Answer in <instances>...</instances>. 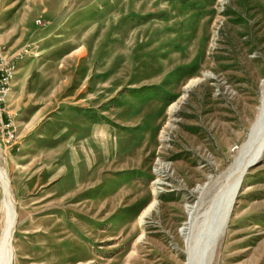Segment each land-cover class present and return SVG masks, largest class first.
<instances>
[{
	"label": "rangeland",
	"instance_id": "374dc122",
	"mask_svg": "<svg viewBox=\"0 0 264 264\" xmlns=\"http://www.w3.org/2000/svg\"><path fill=\"white\" fill-rule=\"evenodd\" d=\"M263 80L264 0H0L12 264H188ZM232 205L210 264H264V150Z\"/></svg>",
	"mask_w": 264,
	"mask_h": 264
},
{
	"label": "bare ground",
	"instance_id": "6f19581e",
	"mask_svg": "<svg viewBox=\"0 0 264 264\" xmlns=\"http://www.w3.org/2000/svg\"><path fill=\"white\" fill-rule=\"evenodd\" d=\"M261 87H262L261 99H260L261 101H260L259 116L257 118V121L252 129L249 138H247L246 142L242 146V150L241 153L239 154V157L235 159L232 166L223 176L229 180V181L227 180L228 181L227 185L228 184L229 185L226 188H222V190L219 189L217 191L216 182H212L211 184L208 185V187H206V189L204 188L203 191L201 192L203 196L209 195L211 191H213L212 193H215V191H217V194L214 200L212 199L214 201V208H212L213 209L212 212H214L213 215L215 216L211 217L208 214L209 219L206 223V225H208L207 228L205 229L206 225L204 224L205 226L203 225V230H201V228H200L201 231L198 230V232L201 235L200 237H202L203 240L200 243L201 247L199 249V253L198 250L197 251L195 250L197 254L194 253L195 252L194 248H192L189 241L190 239H192L194 233L193 230H194V224L196 223L195 218L198 216V214L196 215L198 207L196 209L194 207L193 209L190 208L188 210L190 222L187 223L188 227L184 228L185 238L187 239L186 241L188 242V254H189L188 264H210L215 246L225 229L228 215L232 211L234 196L240 185L241 178L243 177V174L246 168L248 167V165L251 162L255 161L262 154L264 150V80L261 82ZM174 108L175 107L173 106L172 109ZM0 188L3 191V197H4L3 203L0 206V216L4 222V229L1 230L3 231V234L2 237L0 238V264H12V258H13L12 239H13L14 229L17 224V211H16V205L14 203L15 200L14 195L10 187L8 176L6 174H3L1 171H0ZM155 194L156 192L154 191V195ZM202 195L201 197L203 200ZM155 204H156V198L154 197L153 201L149 205L146 212H144L143 216L147 215ZM203 233L204 236H202ZM198 237L199 236L197 235V238ZM200 239L201 238H199L198 240L200 241Z\"/></svg>",
	"mask_w": 264,
	"mask_h": 264
},
{
	"label": "water",
	"instance_id": "95a60500",
	"mask_svg": "<svg viewBox=\"0 0 264 264\" xmlns=\"http://www.w3.org/2000/svg\"><path fill=\"white\" fill-rule=\"evenodd\" d=\"M249 166V165H248Z\"/></svg>",
	"mask_w": 264,
	"mask_h": 264
}]
</instances>
